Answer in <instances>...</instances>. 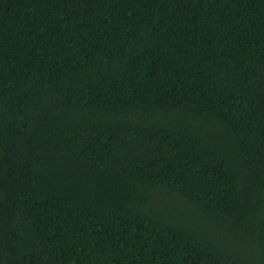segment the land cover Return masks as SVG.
<instances>
[{"label":"trees","instance_id":"obj_1","mask_svg":"<svg viewBox=\"0 0 264 264\" xmlns=\"http://www.w3.org/2000/svg\"><path fill=\"white\" fill-rule=\"evenodd\" d=\"M0 264H264V0H0Z\"/></svg>","mask_w":264,"mask_h":264}]
</instances>
